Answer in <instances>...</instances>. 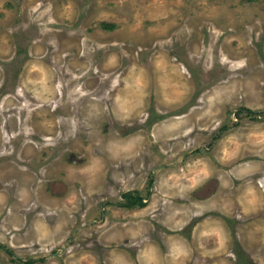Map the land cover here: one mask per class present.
<instances>
[{
    "label": "rangeland",
    "instance_id": "rangeland-1",
    "mask_svg": "<svg viewBox=\"0 0 264 264\" xmlns=\"http://www.w3.org/2000/svg\"><path fill=\"white\" fill-rule=\"evenodd\" d=\"M0 264H264V0H0Z\"/></svg>",
    "mask_w": 264,
    "mask_h": 264
},
{
    "label": "trees",
    "instance_id": "trees-1",
    "mask_svg": "<svg viewBox=\"0 0 264 264\" xmlns=\"http://www.w3.org/2000/svg\"><path fill=\"white\" fill-rule=\"evenodd\" d=\"M102 27L104 29H113L115 27V24L114 23H106V22H103L102 23ZM247 112H250L251 110H246ZM123 196L125 197L126 199V202L124 203V205L126 206H139V207H142L145 205V202L143 201V198L142 196H133L131 192H126L123 194ZM26 263H30L32 261H25Z\"/></svg>",
    "mask_w": 264,
    "mask_h": 264
},
{
    "label": "flooded vegetation",
    "instance_id": "flooded-vegetation-1",
    "mask_svg": "<svg viewBox=\"0 0 264 264\" xmlns=\"http://www.w3.org/2000/svg\"><path fill=\"white\" fill-rule=\"evenodd\" d=\"M153 181H154V180H153ZM149 189H150V188H149ZM128 191L131 192L133 196H135V195H137V196H142V194H140V192H139L138 190H136V189H135V190H126V191H124V192L121 193V199H122L121 206H122V207H125V208H134L135 206H130V207H129V206L124 205V203L126 202V199H125V197L123 196V194L126 193V192H128ZM142 198H143V201L145 202V201H146V197H143V196H142Z\"/></svg>",
    "mask_w": 264,
    "mask_h": 264
},
{
    "label": "crops",
    "instance_id": "crops-1",
    "mask_svg": "<svg viewBox=\"0 0 264 264\" xmlns=\"http://www.w3.org/2000/svg\"><path fill=\"white\" fill-rule=\"evenodd\" d=\"M140 250H141V249H139V251H140ZM137 251H138V249H137ZM139 251H138V252H139ZM136 253H137V252H136ZM137 254H138V253H137ZM138 259H139V256H138Z\"/></svg>",
    "mask_w": 264,
    "mask_h": 264
}]
</instances>
